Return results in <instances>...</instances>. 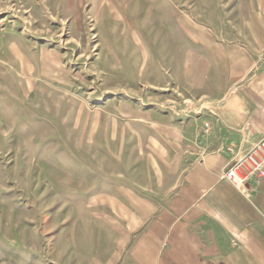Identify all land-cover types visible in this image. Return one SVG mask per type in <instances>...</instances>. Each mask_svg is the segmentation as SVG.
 <instances>
[{
    "label": "rangeland",
    "instance_id": "obj_1",
    "mask_svg": "<svg viewBox=\"0 0 264 264\" xmlns=\"http://www.w3.org/2000/svg\"><path fill=\"white\" fill-rule=\"evenodd\" d=\"M263 129L264 0H0V264L132 263Z\"/></svg>",
    "mask_w": 264,
    "mask_h": 264
},
{
    "label": "crops",
    "instance_id": "obj_2",
    "mask_svg": "<svg viewBox=\"0 0 264 264\" xmlns=\"http://www.w3.org/2000/svg\"><path fill=\"white\" fill-rule=\"evenodd\" d=\"M226 164L212 152L178 177L130 264H264V176L239 189L221 176Z\"/></svg>",
    "mask_w": 264,
    "mask_h": 264
},
{
    "label": "built area",
    "instance_id": "obj_3",
    "mask_svg": "<svg viewBox=\"0 0 264 264\" xmlns=\"http://www.w3.org/2000/svg\"><path fill=\"white\" fill-rule=\"evenodd\" d=\"M264 176V139L252 143L248 151L235 157L224 169L222 177L237 188L250 180L258 182Z\"/></svg>",
    "mask_w": 264,
    "mask_h": 264
}]
</instances>
